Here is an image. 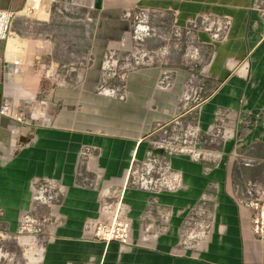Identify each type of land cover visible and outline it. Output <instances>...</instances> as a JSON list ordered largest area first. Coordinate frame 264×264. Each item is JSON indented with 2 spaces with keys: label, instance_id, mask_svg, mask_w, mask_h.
I'll list each match as a JSON object with an SVG mask.
<instances>
[{
  "label": "crops",
  "instance_id": "1",
  "mask_svg": "<svg viewBox=\"0 0 264 264\" xmlns=\"http://www.w3.org/2000/svg\"><path fill=\"white\" fill-rule=\"evenodd\" d=\"M76 1L86 5L89 18L54 22L59 24L56 28L61 32L49 46L57 65L65 62L79 67L76 80L69 85H59L49 96L51 104L58 107L53 118L56 125L46 122L30 127L0 115V208L4 211L0 217V264H264V243L252 235L250 213L237 205L233 191L235 183L260 178L249 174L264 163L246 162L243 166L229 163L231 144L221 149L222 160L211 167L189 158L172 157L173 168L183 174L184 188L158 196L159 203L171 210L172 219L168 233L151 248L86 240L85 224L99 216L102 197L97 189L76 186L82 153L95 160L103 176L101 186L125 181L133 164L145 160L149 154V139L156 124L175 122L190 80L188 70L174 68L177 70L174 88L169 92L160 91L156 88L160 67H144L127 73L126 101L98 94L105 59L132 31L131 12L136 6L175 10L181 25L205 12L231 16L233 26L228 42L215 46L216 57L209 72L216 88L200 108V125L207 129L218 108L234 114L264 113V19L255 7L256 0L73 2ZM28 2L0 0V10L17 12L13 30H31L26 17L22 16L24 13L21 14ZM92 2L95 7L91 6ZM51 3L65 7L61 2ZM32 6L38 7V0H32ZM48 18L42 21L46 34L51 29ZM29 32L31 34L25 32L27 38L33 36L32 31ZM199 37L209 41L205 33H200ZM24 46L19 37L11 38L8 43L0 41V108L7 96L15 103L12 94L18 95L21 86L17 84L27 76L22 75L27 72L26 65L22 66ZM35 47L31 44L33 50L28 51V57L35 54ZM40 48L36 50L43 53L48 45L42 44ZM246 62L250 64L248 79L247 70L242 72ZM33 138L34 142L27 145ZM246 141L251 147L249 159L264 161L262 126L251 131ZM231 143L233 146L234 142ZM17 144H22L18 153L9 157V148ZM205 167L212 171L207 172ZM36 178L53 180L66 187L67 194L60 209L63 224L55 229L53 236H32L36 238V245L25 246L18 243L20 216L29 210L31 182ZM208 194H213L216 201L213 203L214 230L204 247L179 251L185 221L200 205H211L202 203ZM152 198L149 193L136 189H129L125 194L124 202L133 221L134 243L139 238L140 218L152 206ZM21 242L28 244L30 239L23 238ZM10 243L17 245L11 250ZM41 248V260L31 262L30 258H37Z\"/></svg>",
  "mask_w": 264,
  "mask_h": 264
},
{
  "label": "rangeland",
  "instance_id": "2",
  "mask_svg": "<svg viewBox=\"0 0 264 264\" xmlns=\"http://www.w3.org/2000/svg\"><path fill=\"white\" fill-rule=\"evenodd\" d=\"M73 1L74 0H63L61 3L65 4V7L61 8L53 5L54 3H51L53 0H38V7H33L32 0H29L27 8L21 14L24 13L22 16L26 17V21L30 24L31 30L22 29L19 32L15 29L13 30L15 37H19L24 42L25 48L21 53L24 54L22 56V66L25 67L26 65L25 68L27 70V72L22 74L24 76L27 75L25 76V79L17 84L21 86L18 95L16 96L15 94H12L13 101L19 106L20 112L29 115L34 114V117L43 119L46 122H50L51 118L42 111L46 110L49 113L51 112L54 118L58 109L57 106L52 105L50 102L49 96H51L52 91L59 85H69L76 80L77 74L79 73V67L72 66V64L64 62L57 65L52 58V51L49 48L57 34L61 32L60 29L56 28L59 24L56 25L54 22H60L61 20H84L89 18V12L85 9L86 5L80 4L83 3L82 1ZM255 7L259 10L261 17L264 19V0H256ZM22 10H24V8ZM46 14L49 16H46ZM46 17H49L48 27L51 28L48 30V34H46V30H43L45 27H42L44 25L42 21L45 20ZM172 27L173 24L171 23L170 13L162 12L153 15L150 22V35L142 41L141 38L135 37L137 35L134 34L132 29L123 42L111 49L105 59L102 69V80L105 76L106 83L104 85L106 88L117 86L121 80L126 78L128 72L144 68L143 63H151L152 65L149 67L159 66L160 72L164 68L173 70L176 72V78L177 70L174 68L186 69L191 75L190 80L185 87V97H183V94L180 100L175 122L171 125L156 124V130L149 139L150 150L148 153L151 154V157L149 158L147 155L146 159L143 161H147L148 159H151L152 162L154 159L158 160L157 163L153 162L149 166L150 174L147 176L146 174L148 170L142 171V169H139L138 165L141 166L142 161H136L127 188L115 186L111 189L110 194L107 190L102 194L103 199L109 196L110 199H108V205L112 206V209L118 208V210L123 213V216L126 215L129 220L131 219L129 216L130 211L124 202L125 194L129 189H136L149 193L150 196L153 197L151 201L155 203V210L157 212L159 210L162 211L160 214H163L165 209L169 210L168 207L162 206L159 203L158 196L169 192L179 191L184 188L183 174L181 171H177L173 168L171 162L172 157L180 156L189 158L211 167L222 160L221 149L231 144L230 150H232V154L229 156V163L243 166L250 158L249 148L251 147L246 141L247 135L261 126L264 129V113L255 114L251 112L244 113L245 111H242L240 114L237 112H235L236 114H233L231 110L224 108H218L213 123L207 129H202L200 125V108L210 95L213 94L216 88L207 67L210 50L202 48L198 44L191 45L199 49L198 56V50H195V55H193L189 51L190 44L188 43V39L176 36ZM29 31H32L33 36L27 38L25 32L31 34ZM31 44H35L36 46L34 50L35 52H33L35 54L28 57V51L33 50ZM42 44L48 45L47 50L44 49L43 53L39 51L41 50L40 47ZM36 49L39 50L37 51ZM73 68L78 72H74ZM246 78H250V72H248ZM99 87L97 89L98 94H100ZM229 113H231L230 117L227 115ZM46 118L48 120H46ZM226 131L228 134L227 137H225ZM231 142H234L233 146ZM182 150L184 151L182 152ZM256 168L257 169H255L254 172H250L249 175H255L254 177L262 178L264 176V165L256 166ZM172 173L181 174L180 185L173 191L166 186H162L165 178ZM143 175H145L149 181L153 180V189L149 191L142 189L143 180H141V177ZM211 197H213V199L212 201H209ZM206 202H209V205H211L209 207L205 206L204 203ZM215 202L214 195L208 194L207 198L202 202L204 204L203 207L201 205L197 207L193 211L192 216L187 218L185 221L186 224L180 232L178 242L179 251H184L186 249L191 250V248L204 247L206 245V242L209 239H206V235H204L202 241H200L199 238L194 237V235L188 239L187 236H185V231L189 230V232H191L190 230H193L195 224L198 223L208 228L206 233L207 236L210 237V233L215 228ZM118 204L120 205L118 206ZM150 208L149 210H151ZM204 209L207 210L205 214ZM157 212H154L151 215L155 218H160L162 215ZM147 213L148 211L142 216V218H140L141 226L139 238L135 243L132 242V245L151 248L156 245L159 238L163 236H160L152 243L147 242V245L141 241V228L144 224L147 225L155 222L158 225L161 223V219H155L152 221ZM171 219L172 215L168 222V228H170ZM28 229L29 227L27 225L24 233L19 235L21 236L18 238L19 244L25 246L36 245L35 236L47 237L29 233ZM197 232L195 234H197ZM199 232L203 233V231ZM23 238L30 239V242L28 244H22L21 241ZM9 245L10 249H14L17 243H10ZM42 252L43 249H39V256L37 258H30L31 262H39L42 257Z\"/></svg>",
  "mask_w": 264,
  "mask_h": 264
},
{
  "label": "built area",
  "instance_id": "3",
  "mask_svg": "<svg viewBox=\"0 0 264 264\" xmlns=\"http://www.w3.org/2000/svg\"><path fill=\"white\" fill-rule=\"evenodd\" d=\"M55 2H62L63 0H53ZM95 3V0H94ZM91 6L95 7L93 2ZM167 12L171 15V23L173 24L172 30L176 36L182 38L185 37L188 39L189 51L194 54L195 50H198L197 56L199 54V49L195 48L191 45H200L202 48L209 49L210 55L208 56V72L210 67L212 66L214 59L216 57L215 54V46L216 44H223L228 42L233 26V18L228 15H218L212 12H205L197 14L196 16L189 18L184 25L180 24L179 13L175 10L169 9L166 11H162L156 8L136 6L131 12V18L133 21V31L136 38H141L142 41L145 40L147 36L150 35L151 28L150 22L152 16L157 13ZM17 15L16 11L13 10H0V41L8 43L9 39L15 35L12 29V23ZM205 33L209 36V41H201L199 34ZM18 63V62H17ZM107 63V62H106ZM105 63V65H106ZM142 65V64H141ZM151 63H143L144 67L151 66ZM235 67V65H234ZM233 67V68H234ZM249 62H246L242 67V72L247 70L249 72ZM241 72V74H242ZM248 74V73H247ZM247 74L245 76H247ZM243 75V74H242ZM244 76V75H243ZM176 78V72L169 69H162L159 75V78L156 83V88L160 91H170L174 87ZM106 79L103 77L102 83L99 87V91L101 95L114 97L121 101H125L128 97V92L125 85V79L121 80V82L114 87H105ZM186 94V93H185ZM185 94L183 97H185ZM206 100V99H205ZM19 106L12 102L7 96L4 100L2 107L0 108V115L8 117L14 120L16 123L20 125L26 126H42L46 123L43 119H39L34 117V114H24L20 112ZM46 113L51 118V124L56 125L53 121L52 113L47 112L46 110L42 111ZM38 113V112H37ZM227 113V112H226ZM234 114V113H233ZM228 117L231 116V113L227 114ZM228 131V130H227ZM227 131L225 132V137L228 136ZM233 134V133H232ZM232 136V135H231ZM34 142V138L31 139L27 145H30ZM22 145V144H21ZM20 144L13 145L9 148L8 156L14 157L19 149ZM184 150H182L183 152ZM187 151V150H185ZM190 151V150H189ZM192 152V151H190ZM149 158L151 154H148ZM154 163H157L158 160L154 159ZM151 159L147 161H142L141 166L138 165L139 169L148 170L147 176L150 174L149 166L153 163ZM136 163V162H135ZM135 163L133 164L129 175L126 180L123 182L116 183H100L103 180L102 173L97 170L96 162L94 159H90L86 153H82L79 160V168L77 171V179L76 186L86 189H97L102 197L104 191L111 192V189L116 187L127 188L129 183L130 175L134 169ZM247 163H264V161L248 159ZM206 171L210 172L212 169L210 167H206ZM138 173V172H136ZM179 175L180 180L175 184V188L170 189L171 191L175 190L181 181L180 173H172L165 178L164 182L167 179L172 180V175ZM146 179V182L143 181L142 189L145 191H149L153 189V180H148V178L143 175ZM141 177V180L143 178ZM163 182V183H164ZM162 183V186H164ZM156 185V184H155ZM169 189V188H168ZM234 197L238 206L245 208L250 213V231L252 235L264 243V179L254 178L245 183H235L233 187ZM31 204L29 210L24 212L20 216V225L18 229V235H22L26 230V226L28 225V232L34 235H43L47 237H51L54 234L55 229L58 226L63 224V217L60 214V209L64 205V200L67 194L66 187L58 182L53 180H43L36 178L31 182ZM207 198V195L204 199ZM109 196L105 199L102 198V204L100 207V213L97 218L90 219L86 222L84 228V238L88 241H94L98 243H111L118 242L124 247H128L132 245V232H133V223L131 219L129 220L127 216H123V213L117 209H112L113 207L108 205ZM213 197L210 198L209 201H212ZM121 203V202H120ZM120 204H118L119 206ZM148 210L147 215L151 217V220L161 219L160 224H156L155 222L144 224L141 228V241L146 243H152L160 236L164 235L169 231L168 222L172 215L171 210H159L158 212L155 210V203L152 202V206ZM154 212L162 215L160 218H155L151 214ZM207 212L204 209V214ZM4 215V211L0 208V217ZM188 229V228H186ZM206 226L204 227L201 224H195V228L185 231V236L189 239L194 235V237L199 238L200 241L203 240L204 235H206V239L209 238L207 236ZM198 231V232H197ZM199 231H203L200 233ZM197 232V234H195ZM187 233V234H186ZM210 233V231H209ZM189 234V235H188Z\"/></svg>",
  "mask_w": 264,
  "mask_h": 264
},
{
  "label": "bare ground",
  "instance_id": "4",
  "mask_svg": "<svg viewBox=\"0 0 264 264\" xmlns=\"http://www.w3.org/2000/svg\"><path fill=\"white\" fill-rule=\"evenodd\" d=\"M13 37H15V35L14 36H12L11 38H13ZM10 38V39H11ZM9 39V40H10ZM180 178V176L179 175H172V180H170V179H167V181H165L164 183H163V185L164 186H166L167 188H169V189H173V188H175V184L177 183V182H179V179ZM142 180L143 181H145L146 182V179L143 177L142 178ZM1 261V260H0Z\"/></svg>",
  "mask_w": 264,
  "mask_h": 264
}]
</instances>
